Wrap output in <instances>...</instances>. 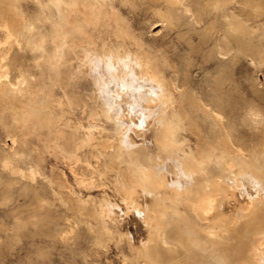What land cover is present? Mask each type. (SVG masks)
Segmentation results:
<instances>
[{
	"label": "rangeland",
	"instance_id": "1",
	"mask_svg": "<svg viewBox=\"0 0 264 264\" xmlns=\"http://www.w3.org/2000/svg\"><path fill=\"white\" fill-rule=\"evenodd\" d=\"M99 2L106 15L90 23L67 0H0V264L237 263L250 239L238 215L264 196V0ZM88 53L131 59L111 84L119 115ZM141 91L153 110L132 107ZM176 160L197 171L185 176ZM144 167L165 183L155 211ZM229 177L238 185L205 193L207 221L186 205L195 191L177 188ZM217 216L236 231L205 233Z\"/></svg>",
	"mask_w": 264,
	"mask_h": 264
},
{
	"label": "bare ground",
	"instance_id": "2",
	"mask_svg": "<svg viewBox=\"0 0 264 264\" xmlns=\"http://www.w3.org/2000/svg\"><path fill=\"white\" fill-rule=\"evenodd\" d=\"M99 1H103V0H67V4L69 5V7L71 9L75 10H79L81 11L86 20L90 23H97L100 22L102 20V18L106 15V12L103 10V7L100 5L101 2ZM169 2L170 5L174 6L177 4V0H167ZM108 3V2H107ZM106 3V4H107ZM46 4V2L44 3ZM48 4V3H47ZM102 4V3H101ZM43 4H41L42 6ZM49 6V5H47ZM46 6V7H47ZM110 6V5H109ZM112 6V5H111ZM169 6V5H168ZM44 7V6H42ZM45 7V8H46ZM236 7V6H235ZM48 8V7H47ZM47 10V9H46ZM110 10V9H108ZM113 12V10H112ZM66 13V12H65ZM202 14V13H201ZM52 15V14H51ZM168 15V14H167ZM64 16V15H63ZM114 16V15H113ZM24 17V16H23ZM67 18V17H66ZM57 19V18H56ZM84 19V18H83ZM111 20V19H110ZM117 20V19H116ZM111 22V21H109ZM118 22V21H117ZM141 22V21H140ZM114 23V22H113ZM49 24V23H48ZM64 24V23H63ZM105 24V23H104ZM125 24V23H124ZM89 25V24H88ZM116 25V24H115ZM82 26V25H81ZM6 27V26H5ZM2 28V27H1ZM49 28V27H48ZM80 28V27H79ZM115 28V27H114ZM7 29V28H6ZM54 29V28H53ZM53 29H51L53 31ZM86 29V28H85ZM84 29V30H85ZM127 29V28H126ZM5 30V29H4ZM87 30V29H86ZM85 30V31H86ZM119 30V29H118ZM84 31V32H85ZM90 31V30H89ZM97 32V31H96ZM51 33V32H50ZM98 33V32H97ZM104 33V32H103ZM227 33V32H226ZM225 33V34H226ZM71 34V33H68ZM74 34V33H73ZM91 34V33H90ZM119 34V33H118ZM14 35V34H13ZM89 35V34H88ZM104 35V34H103ZM12 35L10 33H8V37H11ZM90 36V35H89ZM15 37V36H14ZM121 37V36H120ZM134 37V36H133ZM240 37V36H239ZM246 37V35H245ZM51 38V37H50ZM232 38V37H231ZM105 39V38H104ZM107 39V37H106ZM110 39V38H109ZM241 39V37H240ZM246 39V38H245ZM244 39V42H245ZM101 40V39H100ZM233 40V39H232ZM238 40V39H236ZM242 40V39H241ZM1 41V39H0ZM113 41V40H112ZM52 42V41H50ZM96 42V41H95ZM240 42V40H239ZM20 43V42H19ZM97 43V42H96ZM99 43V42H98ZM110 43V42H109ZM235 43V41H234ZM114 44V43H113ZM123 44V43H122ZM131 44V43H130ZM238 45V43H236ZM110 45V44H109ZM128 45V44H127ZM245 45V43H244ZM244 45L241 44L242 47H244ZM21 46V45H20ZM103 46V45H102ZM129 46V45H128ZM115 47V46H114ZM130 47V46H129ZM65 48L67 49L68 53H71V50L69 49V46L67 45V43L65 44ZM117 48V47H116ZM52 49V48H51ZM242 49V48H241ZM129 50V49H128ZM244 50V49H243ZM123 51V50H122ZM130 51V50H129ZM60 52V51H59ZM131 52V51H130ZM114 53V52H113ZM117 54V53H116ZM136 54V53H135ZM119 55V54H118ZM130 55V53L128 54ZM127 55V56H128ZM220 55V54H219ZM140 56V54H139ZM138 56V57H139ZM135 57V55H134ZM129 57H121V56H115L113 54L110 53V55H95V54H86L84 55L83 59L85 61V63L87 64V66H90L91 68V73L93 74V76L96 78V83L99 86L100 92L104 98V103L106 108L113 114L115 115H119L123 110H124V106H121L120 103H117V99L120 97H118V91H116L115 88H113L111 86V84H113L114 82H118L119 80H121V75L119 74V68L117 67L118 65H123L121 67H124V65H127V63L129 62ZM2 59V58H1ZM4 59V58H3ZM2 59V60H3ZM140 58H138L139 60ZM143 59V58H142ZM5 60V59H4ZM3 60V61H4ZM131 60V59H130ZM140 61V60H139ZM58 62V61H57ZM136 62V60H135ZM82 63V62H81ZM131 63V62H130ZM138 63V62H137ZM104 65L106 67V72L105 73H101L99 71L100 67ZM136 65V64H135ZM140 65V64H139ZM148 65V64H147ZM78 66V65H77ZM128 66V65H127ZM137 66V65H136ZM153 66V65H152ZM120 67V68H121ZM89 68V67H88ZM89 68V69H90ZM128 68V67H127ZM126 68V69H127ZM143 68V67H142ZM2 69V68H1ZM119 69V70H118ZM140 69V68H138ZM130 70V69H129ZM152 71V70H150ZM5 70L0 71V76L1 74H4ZM89 72V71H88ZM136 72V71H135ZM90 73V72H89ZM134 73V71H133ZM142 73V72H141ZM8 75V74H7ZM80 75V74H79ZM136 75V73H135ZM135 75L131 74V77L133 80H135ZM142 75V74H141ZM90 76V75H89ZM147 76V75H146ZM163 76V75H162ZM2 77V76H1ZM68 77V76H67ZM137 77V76H136ZM91 78V77H90ZM145 78V77H144ZM139 79V78H138ZM143 80V79H141ZM136 81V80H135ZM149 81V80H148ZM151 81L157 82V77L155 75H153V77L151 78ZM161 81V80H160ZM124 82V81H123ZM126 82V81H125ZM163 83V82H162ZM39 87V86H38ZM96 87V86H95ZM128 87L130 88V90L134 93L136 92V90H138L139 88L136 86V84L134 82H130V84L128 85ZM79 88V87H78ZM126 90V89H125ZM129 90V91H130ZM140 90V89H139ZM121 91L123 92V90L121 89ZM151 91V90H150ZM155 91V90H154ZM217 91V90H216ZM27 92V91H26ZM97 92V91H96ZM99 92V91H98ZM139 96L137 100H134V104H133V108H137L138 110H141L142 112L145 111H149L151 110V106L149 105L153 100L151 99V97H149V94H144V92H138ZM162 93V92H161ZM151 94V93H150ZM36 95V94H35ZM120 95V94H119ZM125 95V93H124ZM63 96V94H62ZM96 96V95H95ZM156 96V95H155ZM126 97V95H125ZM161 95L158 94V98H160ZM163 98V97H162ZM120 99V98H119ZM134 99V98H133ZM162 100V99H161ZM158 101V100H157ZM160 101V100H159ZM35 103V102H34ZM144 103H147V105H144ZM154 103V102H153ZM159 103V102H158ZM159 105V104H158ZM161 105V104H160ZM42 106V105H41ZM40 106V107H41ZM68 106V105H67ZM160 107V106H159ZM39 109V108H38ZM30 110V109H28ZM35 110V109H34ZM134 110V109H133ZM153 110V109H152ZM31 111V110H30ZM29 111V113H30ZM43 111V110H42ZM41 111V112H42ZM63 111V110H62ZM153 114L155 111H152ZM15 113V112H14ZM25 113V111H24ZM127 113V112H126ZM148 113V112H147ZM157 113V112H156ZM33 114V113H32ZM41 114V113H40ZM46 114V113H45ZM130 114V113H129ZM152 114V113H151ZM160 114V113H159ZM27 115V114H26ZM30 115V114H29ZM34 116V115H33ZM151 116V115H150ZM23 117V116H22ZM21 117V118H22ZM50 117V116H49ZM114 117V116H113ZM24 118V117H23ZM130 118V117H129ZM159 118V117H158ZM28 119V118H27ZM50 119V118H49ZM48 119V122H49ZM25 120V118H24ZM117 120V119H116ZM119 120V119H118ZM16 121V120H15ZM120 121V120H119ZM132 121V120H131ZM156 121V120H155ZM24 122V121H23ZM122 122V121H121ZM26 123V122H25ZM124 124H126L123 121ZM122 123V124H123ZM157 123V122H156ZM24 124V123H23ZM58 124V123H57ZM154 124V123H153ZM152 125V124H151ZM158 125V124H157ZM61 127V126H60ZM129 127V126H128ZM156 127V125H155ZM40 128V127H39ZM123 128V127H122ZM128 128H126L127 130ZM154 130V128H152ZM20 131V130H19ZM125 131V130H124ZM155 131V130H154ZM54 132V130H53ZM51 132V133H53ZM34 133V132H33ZM43 133V132H42ZM62 133V132H61ZM25 134L27 135V132H25ZM29 134V133H28ZM127 134V133H126ZM125 134V135H126ZM155 134V132H154ZM25 135V136H26ZM41 135V134H39ZM55 135V134H54ZM68 135V134H67ZM153 135V133H152ZM159 135V134H158ZM154 136V135H153ZM57 137V136H56ZM25 138V137H24ZM58 138V137H57ZM56 138V139H57ZM126 138V137H124ZM92 139V138H91ZM157 142L161 143L165 141V138H162L161 136H157ZM126 141V140H123ZM111 142V141H110ZM125 143V142H124ZM123 143V144H124ZM156 143V142H155ZM127 144L129 145L130 148H133L134 145L131 144V141H128ZM139 144V143H138ZM142 144V143H141ZM140 144V145H141ZM146 144V143H145ZM157 144V143H156ZM125 145V144H124ZM144 146V144H143ZM146 146V145H145ZM113 148V147H112ZM146 148V147H145ZM150 149V148H149ZM132 150V149H131ZM179 150V149H178ZM156 151V150H155ZM154 151V153H155ZM134 152V151H133ZM151 152V151H149ZM153 152V151H152ZM160 152V151H159ZM157 153V152H156ZM224 153V152H223ZM70 154V153H69ZM153 154V153H152ZM173 154V153H172ZM63 155V154H62ZM74 156V155H73ZM157 157V156H156ZM245 157V156H244ZM168 159V158H167ZM231 159V158H229ZM236 159V158H235ZM159 160V159H158ZM171 160V158H170ZM10 161V160H9ZM169 161V160H168ZM177 161V160H176ZM133 162V161H132ZM171 161H169L170 163ZM232 162V161H231ZM7 164V163H6ZM175 166L178 167V169L181 171L180 173H183L184 175L189 173H193L195 171H197V167L192 164L191 162H184V163H180V162H176L173 163ZM132 165V164H131ZM161 167V166H159ZM172 167V166H171ZM234 167V166H233ZM134 168V167H133ZM142 168V167H141ZM173 168V167H172ZM176 168V167H174ZM160 169V168H158ZM163 169V167L161 168ZM166 170V169H165ZM199 170V169H198ZM174 171V170H172ZM33 172V171H31ZM30 172V173H31ZM35 173V172H34ZM256 172H254L253 170H250V172L248 173L249 176L255 175ZM23 174V173H22ZM143 174L145 177V180L147 182V188L149 190V192L155 196V205H154V211L156 210V208L159 205V198L162 197L161 191L160 189L165 185V183L163 182H155L152 179V168L151 167H144L143 168ZM246 174V175H248ZM29 175V174H28ZM183 175V176H184ZM241 175V174H240ZM244 175V173H243ZM186 176V175H185ZM188 176V175H187ZM192 176V175H191ZM190 176V177H191ZM227 178V177H226ZM231 178V177H229ZM243 178V176H242ZM220 179V178H219ZM222 179V178H221ZM257 179V178H254ZM253 179V180H254ZM32 180V179H31ZM259 180V179H258ZM78 181V180H77ZM83 181V180H82ZM131 181V180H130ZM192 181L194 182V180L192 179ZM242 181V180H239ZM190 182V181H187ZM222 182H227V183H231L233 185H238V179L237 178H231L230 180H218L216 182L213 181H209L207 182L201 189L199 190H194L192 188V184L190 182V186L188 184H182V183H178L180 185L177 186L178 190H193L195 191V194L197 195L196 199H192L190 198V200L186 201V205L190 208V212L193 213V215L201 221H207L209 220L208 217V212L210 209H212L214 207V200L210 199V195H207L205 193H210L211 191L214 190H220L221 188V183ZM254 182V181H253ZM252 182V183H253ZM177 183H175V185H177ZM251 183V184H252ZM169 184V183H168ZM170 185V184H169ZM174 186V184H172ZM241 185V183H240ZM255 185H261V181H258V184L256 183ZM171 187V186H170ZM175 187V186H174ZM232 187V186H231ZM263 187V186H262ZM264 188V187H263ZM235 189V188H234ZM132 188L130 187V190L127 192L128 195L132 194ZM258 191V189H257ZM134 192V190H133ZM147 193V192H145ZM150 194V195H151ZM258 195H260L258 193ZM126 196V195H125ZM132 197V196H131ZM264 197V196H263ZM263 197H259L255 200V198H252V201L255 200L252 204V206H250V208L248 209L247 212H241L238 215V224H243L244 228H243V232L245 234H247V236H250V239H248L247 243H248V249H247V253L245 255V257L241 258L237 263L235 264H264V198ZM213 198V197H212ZM130 199V198H129ZM131 200V199H130ZM169 200L171 202V204H176L178 202H181L182 199L179 198V196L176 194L175 196H170ZM129 201V200H128ZM132 201V200H131ZM135 205V201H132ZM223 202V201H222ZM221 203V202H220ZM131 204V203H130ZM138 204V203H137ZM251 205V204H250ZM134 208H136L134 206ZM103 209V208H102ZM102 211V210H101ZM139 211V210H138ZM109 212V211H108ZM107 212V213H108ZM111 212V211H110ZM144 213V212H143ZM154 213V212H153ZM112 214V212L110 213ZM106 215V212H105ZM113 215V214H112ZM145 215V214H144ZM146 216V215H145ZM105 218V217H104ZM155 218L158 221H163L162 217L160 215L155 214ZM154 220V219H153ZM146 221V220H145ZM148 221V220H147ZM214 223H210L207 224L205 226V233L209 234L211 237L215 238V240H219L220 239V235L221 233H226V232H233L236 231V229L232 228L231 226L227 225L226 223L223 222V220L217 216L215 218V220H213ZM160 229V228H159ZM238 231V230H237ZM196 234V233H194ZM159 242L162 244H168V241L166 239L165 236V230H162V232L159 234ZM191 243V240H190ZM197 245V244H196ZM195 245V246H196ZM200 246V245H199ZM147 247V245H146ZM209 249V248H207ZM210 250V249H209ZM213 251V250H212ZM203 252L201 251V254ZM212 253V252H211ZM149 255V254H148ZM146 256V255H145ZM209 256V255H208ZM220 257V256H219ZM218 257V258H219ZM209 258V257H208ZM212 258V257H211ZM218 258H213V260H218ZM222 260V258H219ZM212 260V261H213ZM214 260V261H215ZM220 260V261H221ZM213 261V262H214ZM218 261H216L217 263ZM222 262V261H221ZM144 264V263H143ZM148 264H160L159 262H154V263H148ZM226 264H234V263H226Z\"/></svg>",
	"mask_w": 264,
	"mask_h": 264
}]
</instances>
